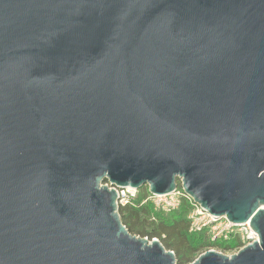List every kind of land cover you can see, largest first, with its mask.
Returning <instances> with one entry per match:
<instances>
[{"label":"water","instance_id":"95a60500","mask_svg":"<svg viewBox=\"0 0 264 264\" xmlns=\"http://www.w3.org/2000/svg\"><path fill=\"white\" fill-rule=\"evenodd\" d=\"M178 182L264 264V0H0V264H178L118 204Z\"/></svg>","mask_w":264,"mask_h":264},{"label":"trees","instance_id":"16d2710c","mask_svg":"<svg viewBox=\"0 0 264 264\" xmlns=\"http://www.w3.org/2000/svg\"><path fill=\"white\" fill-rule=\"evenodd\" d=\"M143 198H147L148 191L144 188ZM186 201V200H184ZM185 203V202H184ZM186 204H184L185 206ZM186 212H190L191 205L188 204ZM120 215L123 224L131 234L138 233L142 237L153 240L159 239L164 247L176 254L179 264H187L193 260L195 253L200 252L207 247V239H198L197 246L189 242L191 235V222L187 216L174 218L172 221L166 219L163 215L154 212L151 204H143L137 200L136 203L120 208ZM200 237V236H199ZM204 238V237H202ZM222 249L241 248V242L237 240L219 244Z\"/></svg>","mask_w":264,"mask_h":264},{"label":"built area","instance_id":"2783aa9c","mask_svg":"<svg viewBox=\"0 0 264 264\" xmlns=\"http://www.w3.org/2000/svg\"><path fill=\"white\" fill-rule=\"evenodd\" d=\"M138 191L133 188H125L118 190L119 207L132 205L138 199ZM186 200V201H184ZM187 202L191 205L193 214H190L192 233L209 231L212 239L229 241L232 238H238L242 244L240 250L246 246L259 242V235L251 228L250 222L244 224H235L230 222L226 217H214L212 214L205 211L201 206L196 204L182 188L178 186L177 190L171 195H153L148 193L143 204H151L156 209L177 210L181 207V203Z\"/></svg>","mask_w":264,"mask_h":264},{"label":"rangeland","instance_id":"374dc122","mask_svg":"<svg viewBox=\"0 0 264 264\" xmlns=\"http://www.w3.org/2000/svg\"><path fill=\"white\" fill-rule=\"evenodd\" d=\"M178 185L180 186L181 183L178 182ZM144 188H146V190L149 193L148 186L143 187L142 189H140L138 191V199L137 200L141 201L142 203L144 201V198H143V195L145 193L144 192V190H145ZM137 200L135 201V203L137 202ZM184 204H186L185 206H188L187 202H185V203L183 202V203H181V207H179L177 210H172V211L169 210V209H162V208L156 209L155 207H153V210H154V212H157L160 216L163 215L166 219H168L170 221H172L174 218H176L175 216L182 217V216H185V215L190 220L189 217H190V214H193L192 213L193 210H190V212H186L187 209L184 206ZM191 234H192V232H191ZM193 234L194 235H191V237H189L190 244H192L193 246H197L198 239H200V238L201 239H205L206 238L207 239V247L204 248L203 250H201L200 252L195 253V255L193 256V260L190 263H187V264H193L197 259L200 258V256H202L203 254H205V253H207L209 251H215V252L220 253V254H222L224 256H227V257H231V256H233L234 254H237L240 251V248H235V249H232V250L230 249L229 250V249H222L219 246V244H223V243H227V242H233L234 243L235 240L240 242V240L238 238H232L229 241H223V240H215L214 241L212 239V236L209 234V231H203V232L193 233ZM133 235L137 236V237H140V238H143V239H148L149 240V238L142 237L138 233L133 234ZM202 237H204V238H202ZM154 239H156V238H154ZM157 240H159V239H157ZM177 259H179V258L177 257ZM178 264H179V262H178Z\"/></svg>","mask_w":264,"mask_h":264}]
</instances>
